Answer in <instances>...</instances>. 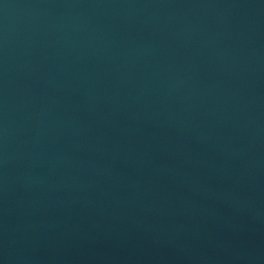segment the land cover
I'll list each match as a JSON object with an SVG mask.
<instances>
[{"label":"water","instance_id":"obj_1","mask_svg":"<svg viewBox=\"0 0 264 264\" xmlns=\"http://www.w3.org/2000/svg\"><path fill=\"white\" fill-rule=\"evenodd\" d=\"M0 264H264V0H0Z\"/></svg>","mask_w":264,"mask_h":264}]
</instances>
